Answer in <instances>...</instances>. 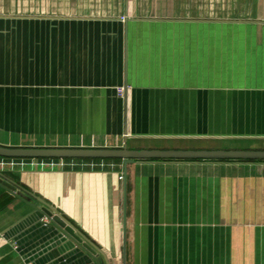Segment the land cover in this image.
<instances>
[{"label": "crops", "instance_id": "crops-1", "mask_svg": "<svg viewBox=\"0 0 264 264\" xmlns=\"http://www.w3.org/2000/svg\"><path fill=\"white\" fill-rule=\"evenodd\" d=\"M260 143L264 0H0L1 145ZM0 171L104 264H264V161H137L126 215L122 159L0 157ZM44 215L0 187V264H96Z\"/></svg>", "mask_w": 264, "mask_h": 264}, {"label": "water", "instance_id": "water-1", "mask_svg": "<svg viewBox=\"0 0 264 264\" xmlns=\"http://www.w3.org/2000/svg\"><path fill=\"white\" fill-rule=\"evenodd\" d=\"M0 157L5 158H103L122 159L124 162V204L127 213L128 165L143 160L162 161H264V149H130L127 144L112 148L85 147H20L0 144ZM0 187L25 201L34 211H42L52 224L61 226L87 258L104 264L105 253L93 245L81 231L76 230L56 209L41 201L0 171ZM32 198L35 202H32ZM126 262V253L124 257Z\"/></svg>", "mask_w": 264, "mask_h": 264}, {"label": "built area", "instance_id": "built-area-1", "mask_svg": "<svg viewBox=\"0 0 264 264\" xmlns=\"http://www.w3.org/2000/svg\"><path fill=\"white\" fill-rule=\"evenodd\" d=\"M125 90H126V87H124V86L119 87V88L117 89V94H118V96L123 97L124 94H125ZM121 178H123V177H121Z\"/></svg>", "mask_w": 264, "mask_h": 264}, {"label": "rangeland", "instance_id": "rangeland-1", "mask_svg": "<svg viewBox=\"0 0 264 264\" xmlns=\"http://www.w3.org/2000/svg\"><path fill=\"white\" fill-rule=\"evenodd\" d=\"M247 145H250V144L248 143ZM260 145H261V149H264V143H260Z\"/></svg>", "mask_w": 264, "mask_h": 264}, {"label": "trees", "instance_id": "trees-1", "mask_svg": "<svg viewBox=\"0 0 264 264\" xmlns=\"http://www.w3.org/2000/svg\"><path fill=\"white\" fill-rule=\"evenodd\" d=\"M227 161H231V162H233V161H242V160H227Z\"/></svg>", "mask_w": 264, "mask_h": 264}]
</instances>
